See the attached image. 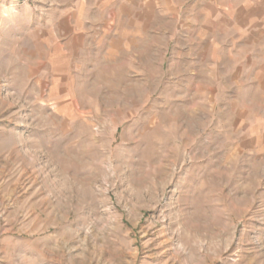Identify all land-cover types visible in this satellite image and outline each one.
I'll return each mask as SVG.
<instances>
[{"label": "rangeland", "instance_id": "rangeland-1", "mask_svg": "<svg viewBox=\"0 0 264 264\" xmlns=\"http://www.w3.org/2000/svg\"><path fill=\"white\" fill-rule=\"evenodd\" d=\"M240 4L0 0V264H264Z\"/></svg>", "mask_w": 264, "mask_h": 264}, {"label": "crops", "instance_id": "crops-1", "mask_svg": "<svg viewBox=\"0 0 264 264\" xmlns=\"http://www.w3.org/2000/svg\"><path fill=\"white\" fill-rule=\"evenodd\" d=\"M241 2L239 7V18L251 22H259L264 27V0H235ZM257 27V26H253Z\"/></svg>", "mask_w": 264, "mask_h": 264}]
</instances>
